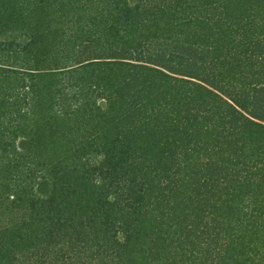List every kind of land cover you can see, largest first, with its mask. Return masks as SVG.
<instances>
[{"label": "trees", "instance_id": "obj_1", "mask_svg": "<svg viewBox=\"0 0 264 264\" xmlns=\"http://www.w3.org/2000/svg\"><path fill=\"white\" fill-rule=\"evenodd\" d=\"M0 264H264V0H0Z\"/></svg>", "mask_w": 264, "mask_h": 264}, {"label": "rangeland", "instance_id": "obj_2", "mask_svg": "<svg viewBox=\"0 0 264 264\" xmlns=\"http://www.w3.org/2000/svg\"><path fill=\"white\" fill-rule=\"evenodd\" d=\"M17 143H19V140L17 141Z\"/></svg>", "mask_w": 264, "mask_h": 264}]
</instances>
